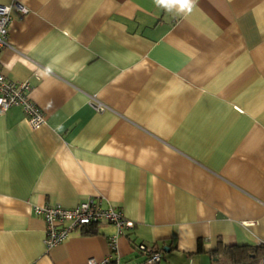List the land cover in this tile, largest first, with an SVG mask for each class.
Returning a JSON list of instances; mask_svg holds the SVG:
<instances>
[{"label": "crops", "instance_id": "crops-1", "mask_svg": "<svg viewBox=\"0 0 264 264\" xmlns=\"http://www.w3.org/2000/svg\"><path fill=\"white\" fill-rule=\"evenodd\" d=\"M15 1L0 72L45 122L0 114V264H147L138 243L157 264H235L223 246L264 245V0ZM87 197L132 228L46 248L34 205Z\"/></svg>", "mask_w": 264, "mask_h": 264}, {"label": "built area", "instance_id": "built-area-1", "mask_svg": "<svg viewBox=\"0 0 264 264\" xmlns=\"http://www.w3.org/2000/svg\"><path fill=\"white\" fill-rule=\"evenodd\" d=\"M12 10L18 11L21 15L28 12L25 5L15 0L10 3H0V52L3 48L10 47L8 29ZM30 91L31 85L27 80H12L0 72V114L17 106L21 108L31 128L42 125L45 122V114L30 97ZM33 212L44 221L43 243L46 248L64 241L73 229L88 224L110 222L116 225L118 234L122 233L123 229H131L133 226V221L125 218L119 207L112 204L104 206L100 200L93 197H87L71 207L57 203L38 204L34 205ZM109 245L113 250L115 236L109 239ZM135 249L144 255L147 264H157L162 256L160 250L143 243L136 244ZM109 262L110 256H106L100 260L88 258L83 264H108Z\"/></svg>", "mask_w": 264, "mask_h": 264}, {"label": "trees", "instance_id": "trees-1", "mask_svg": "<svg viewBox=\"0 0 264 264\" xmlns=\"http://www.w3.org/2000/svg\"><path fill=\"white\" fill-rule=\"evenodd\" d=\"M95 225V224H88ZM223 252L230 256V259L235 264H264V245H235V246H223L221 248ZM215 251V250H213ZM108 264H114L109 262Z\"/></svg>", "mask_w": 264, "mask_h": 264}, {"label": "clouds", "instance_id": "clouds-1", "mask_svg": "<svg viewBox=\"0 0 264 264\" xmlns=\"http://www.w3.org/2000/svg\"><path fill=\"white\" fill-rule=\"evenodd\" d=\"M155 3L168 11L178 13H189L192 10L194 0H155Z\"/></svg>", "mask_w": 264, "mask_h": 264}]
</instances>
